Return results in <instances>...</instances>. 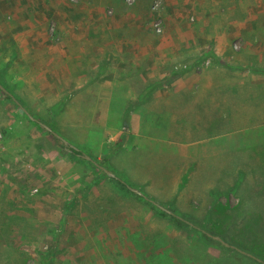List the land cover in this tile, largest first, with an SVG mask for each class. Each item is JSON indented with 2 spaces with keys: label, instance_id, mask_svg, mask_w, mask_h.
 <instances>
[{
  "label": "rangeland",
  "instance_id": "374dc122",
  "mask_svg": "<svg viewBox=\"0 0 264 264\" xmlns=\"http://www.w3.org/2000/svg\"><path fill=\"white\" fill-rule=\"evenodd\" d=\"M171 1L151 0L148 26L139 30L118 34L91 24L85 35L154 41L155 55L166 58L156 60L160 77L153 73L147 88L175 87L140 104L137 134L129 131L118 151L89 155L94 162L107 157L108 171L143 200L116 188L114 177L61 148L37 123L48 122L69 145L85 146V134L70 126L89 118L103 131L98 92L84 96L90 110L77 116L65 96L37 98L38 90L20 93L0 79L13 93L0 90V264H43L45 255L49 264L247 263L203 231L264 258V0H195L193 10L191 0ZM136 2L112 0L104 11L129 13ZM242 23L248 28L238 30ZM47 33L55 38L54 26ZM177 77L184 82L176 84ZM133 82L143 88V80ZM132 97L120 96L122 109ZM124 114L117 125L111 114L108 152L124 131ZM151 201L192 226L156 215Z\"/></svg>",
  "mask_w": 264,
  "mask_h": 264
},
{
  "label": "crops",
  "instance_id": "0c3cea01",
  "mask_svg": "<svg viewBox=\"0 0 264 264\" xmlns=\"http://www.w3.org/2000/svg\"><path fill=\"white\" fill-rule=\"evenodd\" d=\"M78 1L0 0V79L2 78L6 84H13L15 90L19 89L20 93H26V89L27 94L31 93L29 92L31 89L34 92L38 90L37 98L54 94L66 96L77 116L78 109L83 111L82 115L90 110L84 96L94 91L98 92L99 107L105 112L106 125L104 124L103 131L97 132L96 126L88 122L89 118L82 122L75 121L70 127L85 134L84 145L90 151L106 155L108 147L104 140L109 142L105 138L106 126H110L108 122L112 117L115 125L120 121L122 109L120 96L123 94L138 96L142 93L153 73L160 77V71H154L156 60L160 57L164 60L166 58L160 53L159 56L155 55L159 46L154 41L130 39L123 42L115 38L92 40L85 37L91 24L95 30L118 34H121L123 29L139 30L148 26L151 0H137L129 13L118 11L113 15H108L104 11L105 5L112 4V0ZM194 1H190L193 3L192 10L195 7ZM173 11L178 12L176 9ZM79 15L82 17L79 18ZM84 15L88 16L87 22L83 21ZM50 26L55 28V38L48 36ZM237 27L238 30L247 29L248 24L242 23ZM164 65H168V62H164ZM203 70L204 73L206 68ZM201 74L202 70L192 77L199 80ZM134 79L143 80V88L137 89ZM176 79V84L185 80L183 77ZM254 81L261 83L260 79ZM165 84L155 90L151 97H155L159 91L168 94L175 87ZM232 89L234 90V87ZM236 95L237 93L232 92L235 101ZM131 100L135 99L132 97ZM37 103L32 102L28 109H35ZM147 104L148 102H145L142 106ZM140 107L136 105L129 114L132 134H137L135 130L142 121L141 115L137 112ZM117 136L118 134L114 136L113 142Z\"/></svg>",
  "mask_w": 264,
  "mask_h": 264
},
{
  "label": "trees",
  "instance_id": "16d2710c",
  "mask_svg": "<svg viewBox=\"0 0 264 264\" xmlns=\"http://www.w3.org/2000/svg\"><path fill=\"white\" fill-rule=\"evenodd\" d=\"M209 56V55H208ZM210 58H213L214 60H215V58H214V56H209ZM206 57H204L203 59H205ZM203 59H202V61H203ZM0 86L1 87H3V89H4V93H7V95H9V96H11L13 93L9 90V88L3 83V81H0ZM161 87V84H158V83H156L155 85H153V86H151V87H149V88H145L144 89V91L142 92V93H140L138 96H137V98L135 99V100H128V102H127V105H128V107H129V109H127V110H125L126 108H127V105H126V107L124 108L123 107V109H121V111H120V113H121V115H120V118H121V116H122V113H125L124 114V117H125V121H124V123H125V125L123 126V132L122 133H120V134H118V136H117V138H116V140L113 142V146H112V148H110V150H109V152H108V154L107 155H112V154H114L116 151H118V149H119V147H121V142H123V141H125V140H127L128 139V137H129V131H130V125H129V114H130V112L132 111V109H133V107H135L137 104L138 105H140L142 102H145L146 100H147V98L148 97H150L151 96V94L155 91V90H157L158 88H160ZM1 90V89H0ZM66 98V96L63 98V99H65ZM252 99V98H251ZM259 96L258 97H255L254 96V103H256V102H259ZM63 102H64V100H62V101H60L59 102V107L61 108V106L63 105ZM252 102V101H251ZM253 103V102H252ZM125 110V111H124ZM112 114V113H111ZM35 123V122H34ZM43 124H45L46 126H48V127H50L51 128V126H50V124L48 123V122H44L43 121ZM43 131H45V129L44 128H41ZM65 140V139H64ZM59 146L61 147V148H63V149H66V150H68V151H70L73 155H75L77 158H79L81 155H90V150L87 148V147H85V146H74V147H76V150H70L69 148H67L66 146H64V144L63 143H60L59 144ZM107 157H104L101 161H97L96 163H98L100 166H102V167H104L105 169H107V170H109V168H108V165H107ZM98 169V172H100V173H103L104 175H106L102 170H100L99 168H97ZM241 174H242V172L241 171H239L238 172V175H237V179H240L241 178ZM115 175V174H114ZM115 177L116 178H114L113 179V182H114V185L116 186V188H118L119 190H124V191H126V192H129L130 190H129V188L127 187V183L126 182H124V178H122V177H119V176H116L115 175ZM118 177V178H117ZM136 197H138L140 200H143V198L144 197H141V196H137V195H135ZM153 201H151V202H147V204L150 206V208H151V210L156 214V215H158V216H160V217H167V218H169V219H171L172 220V222H174V223H176L177 225H180V226H184L185 224H184V222L186 223V221H182L181 220V218L178 216V215H176V214H174L173 212H172V214H168L167 212H165V211H163L157 204H153L152 203ZM2 212H3V209L1 210ZM2 233H3V231H2ZM206 233H209L208 231H206ZM205 234V233H204ZM206 235V234H205ZM207 236V235H206ZM212 239V238H211ZM223 239V238H222ZM212 243H215V244H217V245H220V246H222L221 245V243H219L218 241H215V240H213L212 239ZM236 247H238V249H240V250H242V251H245V252H247V253H250L251 255H253V256H255L256 258H258V259H260L261 260V262H258V261H256V260H254V259H252V258H249V257H247V256H245V255H243V254H241V253H239V252H237L236 250H232L233 252H235L236 253V255L237 256H239V257H241V258H244L245 260H247V263H244V264H264V258H262V257H260V256H256V255H254L252 252H249V251H247L246 249H244V248H242V247H240V246H238V245H235ZM229 250H231V249H229ZM45 262L43 263V264H49V262H47V261H49V259H48V255H45L44 256V259H43Z\"/></svg>",
  "mask_w": 264,
  "mask_h": 264
},
{
  "label": "water",
  "instance_id": "95a60500",
  "mask_svg": "<svg viewBox=\"0 0 264 264\" xmlns=\"http://www.w3.org/2000/svg\"><path fill=\"white\" fill-rule=\"evenodd\" d=\"M0 89H1L2 91H4L3 87H1V86H0ZM13 100H14V98H13ZM21 108H22V107H21ZM22 109H23V108H22ZM23 111L25 112V114H27V116H28L31 120L36 121L31 115H29V114L27 113L26 110L23 109ZM37 123H38L40 126H42L45 130H47L48 132H50L52 135H54L56 138H58V139L64 144V146H69L70 150H76V147H74L73 145H69L68 142H67L66 140H64L62 137H60V136H59L58 134H56L54 131H51V129H50L48 126H46L45 124L40 123V122H37ZM81 157H82L83 159L89 161V162H92L97 168H99L100 170H102L107 176H110V177H114V178H115V175H114L113 173L109 172L107 169H105L104 167L100 166L98 163L94 162V161H93L88 155H82ZM128 188H129V190H131L132 192L138 194L139 196H142V194H141L138 190L133 189V188H130V187H128ZM152 203H153V204H156L155 202H152ZM160 208H161L163 211L167 212L168 214H172V212H170L169 210H166V209H164V208H162V207H160ZM186 223H188V222H186ZM188 224L191 225L190 223H188ZM191 226H192V225H191ZM203 233H205V232L203 231ZM205 234H206L207 236H209L210 238H212L213 240L218 241L219 243H221L224 247L234 249V250H236L237 252H239V253H241V254H243V255L249 257V258H252V259H254V260L258 261V262H261L260 259H258V258H256L255 256L251 255L250 253H247V252H245V251H242V250L238 249L237 247H235V246H233V245H230V244L224 242L219 236H213V235H211V234H209V233H205Z\"/></svg>",
  "mask_w": 264,
  "mask_h": 264
},
{
  "label": "built area",
  "instance_id": "2783aa9c",
  "mask_svg": "<svg viewBox=\"0 0 264 264\" xmlns=\"http://www.w3.org/2000/svg\"><path fill=\"white\" fill-rule=\"evenodd\" d=\"M159 5H160V1H157V2H155V3L153 4L152 8H153V9H156ZM208 63H209V62L206 61V64H208Z\"/></svg>",
  "mask_w": 264,
  "mask_h": 264
}]
</instances>
